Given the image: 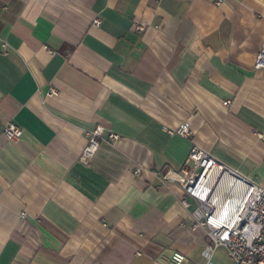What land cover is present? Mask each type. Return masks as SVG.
Segmentation results:
<instances>
[{"label": "crops", "instance_id": "1", "mask_svg": "<svg viewBox=\"0 0 264 264\" xmlns=\"http://www.w3.org/2000/svg\"><path fill=\"white\" fill-rule=\"evenodd\" d=\"M263 49L264 0H0V264H231L166 174L198 146L264 187Z\"/></svg>", "mask_w": 264, "mask_h": 264}, {"label": "built area", "instance_id": "2", "mask_svg": "<svg viewBox=\"0 0 264 264\" xmlns=\"http://www.w3.org/2000/svg\"><path fill=\"white\" fill-rule=\"evenodd\" d=\"M94 23L99 25L100 20L95 19ZM138 28L143 29L142 26ZM255 67L264 68V49L258 53ZM53 93L55 90H52ZM106 130L102 124H98L87 131L89 140L81 155L83 161L90 160L96 154ZM170 133L185 138L192 136L187 123L170 130ZM4 134L15 141L22 137L23 130L14 122H9ZM120 137L114 132L108 134V140L113 143ZM260 137L264 140V134H260ZM189 161L192 164L189 171H170L166 178L178 182L185 194L196 200L197 207L192 213L194 227L205 228L211 239L207 254L224 248L231 264H264V187L230 170L198 146L192 147ZM139 172V168L135 170V173ZM183 202L188 205L186 199ZM22 215L25 216L26 212ZM168 264L195 263L188 262L186 256L177 251L172 254Z\"/></svg>", "mask_w": 264, "mask_h": 264}]
</instances>
